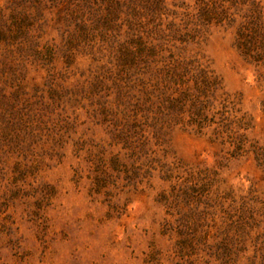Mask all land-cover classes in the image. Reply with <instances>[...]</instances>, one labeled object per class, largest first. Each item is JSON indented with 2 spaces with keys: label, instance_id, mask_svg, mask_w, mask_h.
Here are the masks:
<instances>
[{
  "label": "rangeland",
  "instance_id": "374dc122",
  "mask_svg": "<svg viewBox=\"0 0 264 264\" xmlns=\"http://www.w3.org/2000/svg\"><path fill=\"white\" fill-rule=\"evenodd\" d=\"M10 1L0 0V264H264V167L163 118L126 55V10L121 28L91 34L79 1L32 0L15 9L20 23ZM196 3L165 0L155 24L169 37L155 35L156 52L209 64L250 124L248 144L264 148V68L242 56L234 28L198 21Z\"/></svg>",
  "mask_w": 264,
  "mask_h": 264
},
{
  "label": "trees",
  "instance_id": "16d2710c",
  "mask_svg": "<svg viewBox=\"0 0 264 264\" xmlns=\"http://www.w3.org/2000/svg\"><path fill=\"white\" fill-rule=\"evenodd\" d=\"M32 0H11L10 10L19 23L28 18L17 17L16 8L24 10ZM79 1L74 12L86 29L93 32L121 28L124 24L132 35L126 55L129 61L143 66L153 84L150 95L158 100L163 118H175L198 133L211 131L213 140L220 139L222 144L234 146L236 156L252 151L256 160L264 167V148L248 144L247 131L250 124L245 115L239 116L238 102L226 92L222 79L216 75L209 64L197 56L158 55L160 37V12L165 0H73ZM197 20L203 24H222L235 29V44L242 56L250 63L264 68V6L258 0H196ZM35 3L40 4L39 2ZM72 4V3H71ZM70 4V6H72ZM98 10L96 9V6ZM37 9V8H36ZM100 9L104 10L100 13ZM125 18L118 25L120 13ZM25 11V10H24ZM72 11V10H71ZM0 10V23L4 19ZM153 26L149 29V24ZM125 22V23H124ZM2 28V24H0ZM20 27V26H19ZM0 28V35L2 30ZM116 29V30H117ZM159 29V30H158ZM88 31V32H89ZM171 31V28H170ZM162 37H169L161 31ZM176 33H180L176 30ZM148 34L146 37H144ZM159 36H158V35ZM188 35V34H182ZM0 41L3 39L0 37ZM5 42V41H4ZM166 42L169 40L166 39ZM162 51V49H161ZM160 58L156 61L151 57ZM156 58V59H157ZM152 59V60H151ZM146 60V61H145ZM159 63L160 66H159ZM187 114L188 118L184 115ZM254 219V218H253Z\"/></svg>",
  "mask_w": 264,
  "mask_h": 264
}]
</instances>
